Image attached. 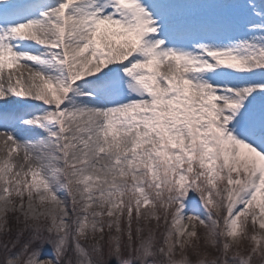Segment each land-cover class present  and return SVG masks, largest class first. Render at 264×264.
<instances>
[{
    "label": "snow or ice",
    "instance_id": "1",
    "mask_svg": "<svg viewBox=\"0 0 264 264\" xmlns=\"http://www.w3.org/2000/svg\"><path fill=\"white\" fill-rule=\"evenodd\" d=\"M0 264H264V0H0Z\"/></svg>",
    "mask_w": 264,
    "mask_h": 264
},
{
    "label": "rangeland",
    "instance_id": "2",
    "mask_svg": "<svg viewBox=\"0 0 264 264\" xmlns=\"http://www.w3.org/2000/svg\"><path fill=\"white\" fill-rule=\"evenodd\" d=\"M243 246H244V247H248V244H247V242H245Z\"/></svg>",
    "mask_w": 264,
    "mask_h": 264
}]
</instances>
